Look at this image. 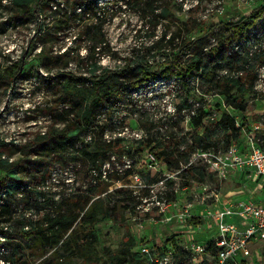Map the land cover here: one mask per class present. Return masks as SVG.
I'll use <instances>...</instances> for the list:
<instances>
[{
  "label": "rangeland",
  "instance_id": "374dc122",
  "mask_svg": "<svg viewBox=\"0 0 264 264\" xmlns=\"http://www.w3.org/2000/svg\"><path fill=\"white\" fill-rule=\"evenodd\" d=\"M260 3L264 5V0H157V4L171 7L170 18L158 17V21L148 23L142 2L110 0L106 2L107 20L102 28L110 50L104 49L94 57L102 66L117 68L124 63L123 57L135 59L139 52L152 63L173 58L181 51L185 39L190 40L197 35L196 44L181 51L180 58L183 60L192 53H205L213 59L215 75L229 77V55L234 60L241 56L229 46L227 23L237 21L245 10ZM39 12L44 14L40 9ZM7 16V10L0 7V68L12 63H17L19 68L10 84L0 86V154L15 161L21 156L16 146L29 142L40 132H47L53 123H65L71 116L72 108L63 105L58 100V91L53 89L59 78L56 74L66 69L65 59L61 56L60 60H45V54L41 52L45 50L54 55L71 43L70 50L73 49L74 53H85V41L77 36V27L59 28L64 22L58 21V15L50 20L54 26H50L47 20H41V16L27 22L20 19L9 22ZM185 19L196 21L199 26L188 32L183 26ZM44 22L48 23L45 24L46 33L44 29H38V25ZM261 32H264V14L249 23L242 38L235 43ZM170 37H174L172 42H168ZM155 41H160L158 49L157 46L152 48ZM71 53L69 57L74 56ZM71 61L67 62L68 69L72 68L74 74L88 80L89 73L84 68L78 69L75 60ZM236 66L233 63L232 67ZM86 80L85 85L90 83ZM223 91L198 76L188 82L177 77L151 78L141 86L129 89L127 96L117 101L112 110L104 108L100 111L98 122L103 124V130L92 128L86 132L98 143L121 139L122 144L128 147V151L106 153L109 156L101 169L106 170L107 176L99 178L98 171H89L82 151L76 152L80 149L79 141H70L65 150L67 154L62 158L49 156L31 165V170L24 174V181L13 187L12 193L0 197V203L9 206L13 217V221L3 224L12 234L18 232L24 217L40 218L45 210L54 209L51 206L55 203L51 201L57 204L73 193L84 192L99 179L101 184L93 190L94 197L102 198L106 206L114 205V210L112 218L105 217L91 226L97 231L96 254L101 255L104 248L116 249L131 236L137 242L134 251L139 252L147 264H153L151 260L163 256L170 249L175 252L174 263H178V247L182 249L191 238H204L203 242L209 239L207 234L194 230L196 226L205 224L203 217L206 211L217 206L219 199L229 197L227 193L236 196L234 191L240 186L228 178L220 179L210 171L208 162L198 155L201 148L199 140L203 145L212 143L211 148L215 149L226 143V132L207 124L216 116L215 104L229 108L226 100L229 90L224 94ZM234 92L236 90L230 93ZM246 92L242 95L236 93L244 101L250 98ZM253 108L254 104L250 102L247 109L251 112ZM61 120L64 122H58ZM160 141L176 150L169 161H156L155 164L149 160V149L156 146L164 150ZM138 145L145 147V151L135 152ZM192 145L196 146L195 149L188 150ZM186 146L188 148H184ZM74 152L79 159L71 158L70 154ZM28 158L33 159L32 156ZM199 171H203V176ZM135 174L141 176V184L134 182ZM3 176L0 170V179ZM162 180L164 184H161ZM151 188L155 192L164 191L166 197L178 206L160 212L151 203ZM43 199L48 203L43 204ZM183 205H187L191 216L181 222L176 213ZM142 247L149 248V254L144 253ZM256 247L261 264H264V241ZM53 250L27 248L18 261L12 253L4 252L2 256H6L8 264H83L82 256L68 252L56 263ZM90 264H100V261L93 258Z\"/></svg>",
  "mask_w": 264,
  "mask_h": 264
},
{
  "label": "trees",
  "instance_id": "16d2710c",
  "mask_svg": "<svg viewBox=\"0 0 264 264\" xmlns=\"http://www.w3.org/2000/svg\"><path fill=\"white\" fill-rule=\"evenodd\" d=\"M109 1L0 0V7L7 10L9 22H14L18 19L22 22H27L33 17H36L33 19L35 20L38 19L37 16H41V20H47L50 24L52 16L58 15L60 17L58 21L60 23L64 22L58 26L59 28L68 25H70V28L77 27V36L82 41H85V53H80L79 51L74 53L73 49L70 50L71 43L63 46V50H58L54 55H49V51L46 52L45 50L41 52V54H45V60H60L62 57L65 59L66 69L56 74L59 78L54 83L53 89L58 91V100L63 105H69L72 108L71 116L66 119L65 123H53L52 128L47 132H40L29 142L16 146V150L21 156L15 161L0 154V170L4 173V176L0 179V197L12 193V188L24 181V174L31 170V165L41 159L45 160L49 156L62 158L63 155L67 154L65 150L69 142L75 139L80 143V149H77L76 152L82 151V155H84L82 157L89 164V171L91 169L98 171L100 178L101 166L109 156L106 153L128 151V147L122 144L121 139L104 142L103 144L98 143L91 134L90 138L87 139L89 133L86 135V132L92 128L103 130V124L98 122L100 111L104 108L112 110L117 101L127 96L129 89L141 86L151 78L177 77L188 82L189 79L198 76L224 89L223 94L229 90V94L226 96L229 108L222 107L219 103L215 104L216 116L212 117L207 124L226 132L227 140L223 146L228 145L231 139H238L240 128L235 125L232 115L244 117L245 100L242 101L239 98L247 91V85L252 81L253 75H245L244 79L240 76H230V74L229 77H217L213 59L211 57L209 59L205 53H192L182 60L179 53L193 47L198 40L197 35H193L190 40L185 39L181 51L179 50L174 54L173 58L149 63L144 53L139 54L137 52L135 59L123 57L124 63L117 68L102 66L94 55L104 49L110 50L102 31L103 24L107 20L106 2ZM126 2H142V6L146 10L148 23L158 21V17L162 19L170 18L171 15V7L166 4H157V0H126ZM179 8L182 7L180 6ZM38 9L44 11V14L41 12L37 13ZM158 9L159 11H156ZM262 14H264V5L260 3L253 8L245 10L237 21L227 23V28L230 31V35L227 37L229 46L233 47L235 41L242 38L244 29L249 23H252ZM62 15L64 16L62 17ZM65 21L68 22L65 23ZM48 23L39 24L38 29H44L43 32L46 33L45 24ZM50 26L54 25L51 23ZM79 26L81 27L79 28ZM183 26L188 32H191L195 27L199 26V23L185 19ZM210 26L213 25L211 24ZM165 35L166 32L164 33ZM173 38L170 37L168 42H172ZM158 43L160 41H155L152 48L157 46L158 49ZM236 43H240V40ZM148 50L145 49L144 51ZM70 53L74 56L69 57ZM235 53L240 55L241 58L238 57L234 60L233 56L229 55V72L233 68V63L237 65V69L242 68L243 55L241 50L239 49ZM71 59L76 61L75 64L78 69L84 68L83 70L89 73L88 80L80 76V74H74L72 68L68 69V63L72 62ZM18 68L19 65L17 63L0 68V86L10 84L18 72ZM152 68L155 69L153 70ZM85 80L86 83L88 81L90 83L85 85ZM232 90H236L241 95L236 92L230 93ZM64 120L58 122H64ZM199 141L198 146H201V148L207 149L213 146L212 143L208 142L203 145V141ZM160 142L164 144V150L153 146L149 151L157 161H169L176 149L173 151L166 142ZM195 147L192 145L188 150H193ZM134 151L143 152L145 147L138 145L134 148ZM70 155L73 160L79 159L75 152ZM29 156H32L33 159L28 158ZM187 171L190 172L186 169ZM203 174V171H199V175L203 176ZM100 184V180L97 179L84 192L73 193L57 204L56 201H51L56 204L52 203L54 205L51 207H54V209L45 210L38 219L24 217L20 221L21 226L18 232L15 231L13 234L8 230L7 225L3 224L4 222L13 221L10 208L6 203H0V263L5 264L7 262L6 264H8L9 262L5 255L2 256L4 252L12 253L15 260L18 261L27 248H39L41 251H45L47 248H54L52 256L56 258V263L64 257L65 252H68L82 256L83 264H90L93 258L94 261H100V264H147L140 257L139 252L134 251L137 242L131 236L120 243L116 249L104 248L101 255L96 254L97 231L91 226L105 217L112 218L114 210V205L111 207L106 206L102 198L94 197L93 190ZM42 203L47 204L48 202L43 199ZM261 244L262 241L254 243L250 245V248L253 249ZM207 245L208 250L212 252V240L208 241ZM177 255L181 261L185 258L186 252L178 247ZM180 264L182 263L180 262Z\"/></svg>",
  "mask_w": 264,
  "mask_h": 264
},
{
  "label": "built area",
  "instance_id": "2783aa9c",
  "mask_svg": "<svg viewBox=\"0 0 264 264\" xmlns=\"http://www.w3.org/2000/svg\"><path fill=\"white\" fill-rule=\"evenodd\" d=\"M233 49L241 50L243 63L240 69L232 68L230 76L253 75L247 85L246 95L250 98L245 96L244 117L232 115L240 133L238 139H231L221 148H200L198 155L208 162L212 173L220 179L229 177L240 185L239 189L234 191L236 196L229 193V197L221 198L220 204L204 214L205 224L197 226L196 230L213 229L214 234L207 241L191 238L182 248L186 252L184 259L174 263L175 252L170 249L151 260L153 264H261L258 247L251 249L250 245L264 241V32L241 39ZM250 102L254 104L251 112L247 109ZM148 156L150 162L156 164L151 152ZM102 176H107L105 169H101ZM133 179L135 183H142L140 175H133ZM160 182L164 184L163 180ZM150 191L151 203L160 212L178 206L164 191L155 192L153 188ZM188 211L187 205H183L176 213L178 220L189 218ZM210 240L212 252L207 245ZM142 251L149 254L150 249L142 247Z\"/></svg>",
  "mask_w": 264,
  "mask_h": 264
},
{
  "label": "crops",
  "instance_id": "0c3cea01",
  "mask_svg": "<svg viewBox=\"0 0 264 264\" xmlns=\"http://www.w3.org/2000/svg\"><path fill=\"white\" fill-rule=\"evenodd\" d=\"M228 179H229V177H228ZM227 195H229V193H227ZM226 195V196H227ZM219 204H220V199H219ZM197 227V226H196ZM194 230H196V229H194ZM199 231H201V233H204V234H207V236H209L210 237V235H211V233L214 231L213 229H211V230H199ZM212 236V235H211ZM202 239H204V238H200V239H197V240H201L202 241Z\"/></svg>",
  "mask_w": 264,
  "mask_h": 264
}]
</instances>
